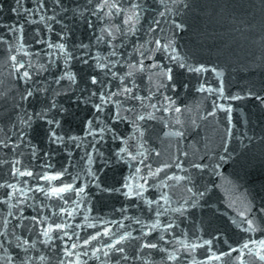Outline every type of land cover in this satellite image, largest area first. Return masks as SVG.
<instances>
[{
  "label": "snow or ice",
  "instance_id": "obj_1",
  "mask_svg": "<svg viewBox=\"0 0 264 264\" xmlns=\"http://www.w3.org/2000/svg\"><path fill=\"white\" fill-rule=\"evenodd\" d=\"M84 2L86 7L81 0H0V14H13L0 15V44L6 46L4 62L14 85L2 94L8 107L0 108V149L8 157L0 159V259L6 264H140L148 259V250L162 249L157 264H195L182 254L194 251L195 244L165 247L170 239L181 240L165 234L175 227L185 238L190 231L202 233L192 237L201 244L221 238L225 250L210 248L212 255L204 256L205 261L228 264L238 250L241 255L235 259L248 264L243 252L257 242L228 244L220 228L212 227L215 188L205 177L236 158L235 151H229L236 133L233 102L253 97L264 111V79L228 87L222 69L194 63V57L178 47L183 34L193 28L194 0H160L154 8L151 0ZM36 22L43 27L32 28L31 44L25 43L26 27ZM208 68L218 82L201 79L196 88L211 100L210 110L202 115L220 118L218 143L214 148L185 143L181 150L184 133L177 128L172 133L177 137L175 153L162 159L152 135L155 123L167 127L166 115L180 113L183 106L173 92L181 76ZM77 113L79 126L65 127V120L71 124ZM259 130L264 133V127ZM247 131L251 129L239 136L241 141L248 138ZM37 141H46L47 150ZM54 146L66 154L67 163L53 170ZM125 167L127 174L117 178L116 171L124 173ZM29 180L35 182L29 185ZM175 182L183 189L173 208V196L166 189ZM149 189L161 194L151 199ZM113 194L142 200L148 210L136 211L137 205L120 199V212L113 208L104 213L107 219L101 218L93 197L102 200ZM53 197L58 204L49 203ZM256 211L264 213V207ZM113 214L116 219H111ZM80 215L85 219H73ZM162 216L169 222L163 223ZM240 216L245 219L239 228L264 229V215L259 220L248 212ZM89 217H94L91 224ZM259 249H264V237ZM259 249L252 251L264 264Z\"/></svg>",
  "mask_w": 264,
  "mask_h": 264
},
{
  "label": "water",
  "instance_id": "obj_2",
  "mask_svg": "<svg viewBox=\"0 0 264 264\" xmlns=\"http://www.w3.org/2000/svg\"><path fill=\"white\" fill-rule=\"evenodd\" d=\"M81 2L84 3L85 7L87 6L84 0H81ZM159 2L160 0H151L150 6L154 8ZM9 3H11V0H9ZM194 3L196 7L192 13L193 28L183 34L178 47L187 51L189 56H193L194 63L211 64L213 67L222 69L228 87H243L247 83H259L264 79V0H194ZM0 15L13 16L11 13ZM35 27L42 28L43 26L36 22L26 27L24 33L25 43L31 44L32 28ZM53 27L56 28L57 26L54 24ZM3 34V30L0 29V35ZM53 38L55 39V34H53ZM12 39V37H9V42H12ZM7 55L6 46L0 44V108L8 107L4 103L5 96L2 94L14 87L12 79L8 75V63L4 62ZM18 55L23 54L18 53ZM180 79L181 83L178 85V91L173 92L177 102L183 106L180 113L173 112L166 115V118L169 119L167 127L162 122L157 121L152 133L155 138V146L162 150V159H167L169 155L175 153L177 137L172 133L177 128L184 133V139L180 141L181 150H184L182 146L185 143H189L192 148H214L219 139L220 129L217 120L220 118H209L202 115L206 109L210 110L211 100L206 93H201L196 88L201 79L208 83H217L219 78L208 68L202 72H185ZM184 83L189 84V87L184 88ZM233 103L236 133L234 143L229 151L234 150L236 158L231 163L226 162L210 178L205 177L208 183L214 184L215 188V191L211 193L212 200L210 201L215 211L210 215L213 219L212 227L220 228L222 237H227L228 244L242 243L244 240L256 241L255 245L249 244L247 246V249L243 252V259L248 261V264H259V257L252 249L253 247L259 249V240L264 237V229L257 227L255 231L249 232L247 226L239 228L238 223L245 219L240 216L242 212H248L257 220L264 215V213L256 211L257 208L264 207V204H261V201H264V133L259 130L264 127V111L253 97H246ZM220 122L222 123V119ZM44 126L39 125L40 128ZM78 126L79 113H77L71 124L65 120V127L76 128ZM247 129H251V131H247L248 138L241 141L239 136L243 135ZM128 130H131V126L128 127ZM253 132H255V135L252 134ZM0 138H2V135H0ZM37 143L38 147L47 150L45 147L46 141L44 144H40L38 141ZM112 143L106 141L105 145L111 147ZM54 150L57 155L51 160L53 170L58 169L62 163H67L66 154L55 148V146ZM74 155H78V153ZM7 158L4 151L0 149V159L6 160ZM71 170L69 168V172ZM127 172V167H125L124 173L117 170L116 177L120 178ZM24 179H28V177L25 176ZM109 179H111V174ZM33 182L35 181L29 180V185ZM182 189L183 184L180 182H175L172 184L171 189H166L173 196V208L177 206L175 197L182 195ZM154 193L155 195H153ZM160 194L159 189L148 190L151 199H155V196ZM93 199L95 201V211L99 212L101 218L105 219L108 217L104 213H112L113 208L117 213L120 212V199L130 200L133 205H137L136 211L146 213L148 210V206L142 200L138 201L134 197H123L122 194L119 197L116 194L105 196L102 200H95V197ZM49 203L58 204L59 201L53 197L49 199ZM28 211L30 212V210ZM129 211L132 212V215H136V211H132V209H129ZM153 211H155V206H153ZM145 218L150 217L146 216ZM73 219L84 220L85 217L80 215L73 217ZM93 219L94 217H89L90 224ZM111 219H116L115 214L111 215ZM160 219L163 223L169 222L166 216H162ZM233 220H236L237 223H233ZM125 223H128V221L126 220ZM185 227L191 226L185 224ZM133 228L139 231L136 225H133ZM224 229H227V231H224ZM159 231H162V229L152 234L153 238H156ZM165 234L169 237L181 236V240L176 243H172L171 239L164 242L165 247L176 248L179 244L196 245L194 251L182 250V254L189 261H195V264H221V260L210 259L205 261L203 259L204 256L212 255L209 251L210 248L214 251L225 250L221 238H215L212 244L206 245L192 239L193 236L202 235V233L190 231L185 238L179 229L174 227L172 231H167ZM204 239H207V236H204ZM259 250L264 251V249ZM148 253L140 250L142 256L148 255V259L141 261L140 264H157L163 250H148ZM2 254L3 249H0V255ZM35 254H38V252ZM45 254L48 255L47 252ZM240 255L238 250L235 251L231 254L228 264H240V260L235 259L236 256ZM0 264H6L5 260L0 259ZM44 264H48V262L45 261ZM53 264H57V261H53ZM133 264H136V262L134 261Z\"/></svg>",
  "mask_w": 264,
  "mask_h": 264
}]
</instances>
